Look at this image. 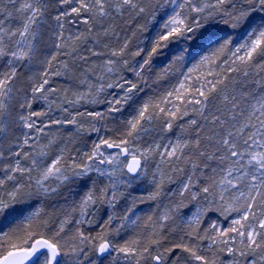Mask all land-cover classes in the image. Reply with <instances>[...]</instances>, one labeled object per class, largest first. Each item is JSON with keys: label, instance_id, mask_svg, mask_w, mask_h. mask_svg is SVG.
I'll return each mask as SVG.
<instances>
[{"label": "snow or ice", "instance_id": "1", "mask_svg": "<svg viewBox=\"0 0 264 264\" xmlns=\"http://www.w3.org/2000/svg\"><path fill=\"white\" fill-rule=\"evenodd\" d=\"M0 222V264H264V0H0Z\"/></svg>", "mask_w": 264, "mask_h": 264}, {"label": "trees", "instance_id": "2", "mask_svg": "<svg viewBox=\"0 0 264 264\" xmlns=\"http://www.w3.org/2000/svg\"><path fill=\"white\" fill-rule=\"evenodd\" d=\"M186 45L184 44H181L179 47L180 48H184ZM189 53H191V55H186L185 56V60L179 64V65H176L174 66V71L176 73L175 76H171L170 79H171V82L172 83H175L176 81V78L179 76L180 73L182 72H185L191 65L195 64L198 62L199 58L202 56V55H205L208 53V50H204L203 52H193L191 49H189ZM176 55H179V51H176L175 53ZM174 58L172 57L170 54L169 55H165L164 57H161V58H157L153 61V70L152 72H149L148 73V76L151 77L152 79L155 78V73H158L160 72L164 67H166L169 63H171V59ZM128 75H131L130 73ZM57 79V85H65V83H67L68 85L71 84L70 81H65L61 78H56ZM165 83V86H167V81L164 82ZM150 91V90H149ZM143 95V94H142ZM105 106L103 105V107H96L95 109H91L90 110H103ZM124 115H127V112L124 113ZM187 119V118H186ZM72 131V130H70ZM63 133H67L69 132L68 130H66V132L63 130L62 131ZM94 137V135H90V136H86L84 137L83 140L81 141H78L77 144L75 146H81L83 143H84V140H91V138ZM170 186V187H169ZM168 187L171 188L172 190H175L176 189V186L175 184L173 185H169ZM148 187L147 185V181H140V183H135L133 185V187L131 189H129V193H130V196H140V195H146L145 194V191L144 189H146ZM141 189V191H139ZM164 197L161 198V201ZM59 203H63L62 200H59L58 201ZM45 203H52V202H49V201H45ZM129 206V203L128 201H123L122 202V212L125 211L126 207ZM199 205L195 202L193 203H188L187 204V207H184V208H181L180 209V212H179V216L184 218L185 216H188V214L191 212V210L195 207H198ZM157 207H156V202H153V201H149L147 203H137L135 209H134V216L135 215H139L141 217H146L147 215L151 214V212L155 211ZM155 209V210H154ZM119 212V211H118ZM147 214V215H146ZM212 221H218L220 223H225L223 221V219L221 217H219L218 213H215V212H210L207 214V216L204 217V225L206 226L207 224H209L210 222ZM0 227H3L5 230L7 229L8 225H7V222H0ZM132 234V231L131 229H128L127 231H122L121 235L120 236H115L113 237L114 240L116 241H120L124 239H126L129 235ZM111 257H108L106 259H103L102 260V264H109V261H110Z\"/></svg>", "mask_w": 264, "mask_h": 264}, {"label": "rangeland", "instance_id": "3", "mask_svg": "<svg viewBox=\"0 0 264 264\" xmlns=\"http://www.w3.org/2000/svg\"><path fill=\"white\" fill-rule=\"evenodd\" d=\"M190 67H192V65L190 66ZM189 67V68H190ZM188 70V69H187ZM186 70V71H187ZM185 71V72H186ZM64 87H68L69 85L67 84V83H65L64 82ZM35 107H39V105H36ZM97 107H103V105H100V106H97ZM81 110H84L83 108L81 109ZM90 110V109H89ZM65 131L66 132V130H68V131H70V130H72L73 132L75 131L74 129H72L71 127H69V129H62L61 130V132L62 131ZM63 133V132H62ZM91 135H94V137L93 138H91V139H94L95 138V133H93V134H91ZM142 181V180H141ZM136 183H140V181H137ZM177 183H179V181H177ZM147 185H148V187L146 188V189H144V191H145V194H147V192L151 189V185L150 184H148L147 183ZM175 186L177 187V184H175ZM133 187V186H132ZM131 187V188H132ZM170 187V186H169ZM130 188V189H131ZM130 190L128 189V192H129ZM139 191H141V189L139 190ZM173 198L172 197H170V196H164V198L162 199V201H160V204H161V207L160 208H155L154 210L155 211H157V212H159V211H163V206H165V205H169L170 203H171V200H172ZM124 200H121V202L117 205V209H116V211H117V213L119 214V213H122V202H123ZM128 203H129V205H130V198H129V200H128ZM199 207V206H198ZM198 207H195V208H193L192 210H191V212L188 214V216H185L184 217V219H188V218H190L191 216H192V214L194 213V212H196L197 211V209H198ZM119 211V212H118ZM106 213H107V209H103L102 210V212H101V219H104V218H106ZM147 215V214H146ZM132 235V234H131ZM130 236V235H129ZM125 238V237H124ZM123 238V239H124ZM123 240H121V242H122Z\"/></svg>", "mask_w": 264, "mask_h": 264}]
</instances>
